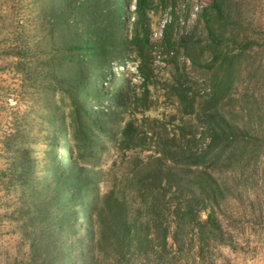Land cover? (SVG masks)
Returning <instances> with one entry per match:
<instances>
[{
  "label": "trees",
  "instance_id": "trees-1",
  "mask_svg": "<svg viewBox=\"0 0 264 264\" xmlns=\"http://www.w3.org/2000/svg\"><path fill=\"white\" fill-rule=\"evenodd\" d=\"M132 2L32 0L33 41L21 34L9 52L18 58L13 70L33 102L36 127L32 135L23 115L3 140L21 233L12 264H174L180 253L187 256L188 238L204 257L221 229L215 202L224 190L208 161L216 163L223 150L215 148L243 132L217 110L200 150L196 131L172 130L148 114L157 81L150 13L163 4L173 9L161 43L169 55L182 47L197 64L198 43L193 34L175 38L178 0H135L134 9ZM215 10L224 11L222 0L201 17L210 22ZM211 35L220 47L212 27ZM214 52L226 72L223 94L235 75L234 57L229 49ZM130 64L141 83L124 70ZM109 153L116 159L107 167Z\"/></svg>",
  "mask_w": 264,
  "mask_h": 264
},
{
  "label": "rangeland",
  "instance_id": "rangeland-1",
  "mask_svg": "<svg viewBox=\"0 0 264 264\" xmlns=\"http://www.w3.org/2000/svg\"><path fill=\"white\" fill-rule=\"evenodd\" d=\"M214 1L178 0L175 9L179 16L175 38L194 35L193 42L198 43L197 64L182 47L174 55L162 49L163 27L171 19V6L161 5L148 20L151 41L157 44V81L151 88L153 99L148 114L160 118L172 130L179 131L180 125H187L188 135L196 131L200 150L209 141L200 136L205 135L206 122L217 110L240 128V134L243 132L215 148V152L223 150L216 163L208 161L224 190L215 202L221 229L213 234L204 257L199 242L191 247L188 238L187 256L180 253L174 264H264V0H222L224 11H213L216 17L208 22L201 13ZM131 7L135 8V0ZM36 16L32 0H0V264H12L21 240L16 212L18 193L8 184L11 156L3 140L16 130L23 115L29 122L22 125L32 126L34 121L33 102L22 94V75L13 70L18 58L9 52L21 34L29 35L33 41ZM211 27L217 41L222 42L220 47L213 44ZM245 42L251 45L238 47ZM214 48L229 49L234 57L235 75L223 94L218 86L225 83L226 72L220 67L222 59H214ZM124 70L141 83L136 64L127 65ZM179 89L187 92L186 102L178 97ZM218 93L222 98L215 102ZM138 116L141 118L142 114ZM35 130L33 125L32 135ZM234 150V158L229 160ZM114 159L116 156L109 153L106 166L110 167ZM121 165L124 167V163ZM201 216L207 221L206 211Z\"/></svg>",
  "mask_w": 264,
  "mask_h": 264
},
{
  "label": "built area",
  "instance_id": "built-area-1",
  "mask_svg": "<svg viewBox=\"0 0 264 264\" xmlns=\"http://www.w3.org/2000/svg\"><path fill=\"white\" fill-rule=\"evenodd\" d=\"M10 102H13L14 100L12 98H9ZM15 103V102H14Z\"/></svg>",
  "mask_w": 264,
  "mask_h": 264
}]
</instances>
